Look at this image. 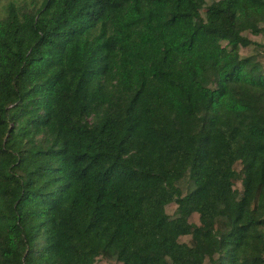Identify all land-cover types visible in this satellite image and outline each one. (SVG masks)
I'll use <instances>...</instances> for the list:
<instances>
[{
  "label": "trees",
  "instance_id": "16d2710c",
  "mask_svg": "<svg viewBox=\"0 0 264 264\" xmlns=\"http://www.w3.org/2000/svg\"><path fill=\"white\" fill-rule=\"evenodd\" d=\"M0 264H264V0H11Z\"/></svg>",
  "mask_w": 264,
  "mask_h": 264
},
{
  "label": "rangeland",
  "instance_id": "374dc122",
  "mask_svg": "<svg viewBox=\"0 0 264 264\" xmlns=\"http://www.w3.org/2000/svg\"><path fill=\"white\" fill-rule=\"evenodd\" d=\"M19 3H29L31 0H15ZM11 2V0H0V18L5 14L6 6Z\"/></svg>",
  "mask_w": 264,
  "mask_h": 264
}]
</instances>
